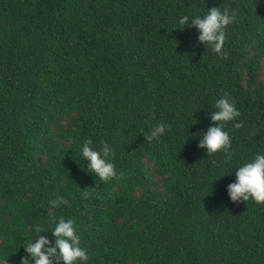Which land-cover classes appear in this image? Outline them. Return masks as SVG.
Listing matches in <instances>:
<instances>
[{
  "label": "trees",
  "instance_id": "trees-1",
  "mask_svg": "<svg viewBox=\"0 0 264 264\" xmlns=\"http://www.w3.org/2000/svg\"><path fill=\"white\" fill-rule=\"evenodd\" d=\"M223 3L237 19L217 56L178 21ZM225 94L231 163L198 147ZM86 140L115 150L120 178L85 172ZM257 152L264 0H0V264L52 215L76 221L88 264H264V205L227 194Z\"/></svg>",
  "mask_w": 264,
  "mask_h": 264
},
{
  "label": "clouds",
  "instance_id": "clouds-1",
  "mask_svg": "<svg viewBox=\"0 0 264 264\" xmlns=\"http://www.w3.org/2000/svg\"><path fill=\"white\" fill-rule=\"evenodd\" d=\"M236 19V13L223 3L222 6L205 10L203 15H184L180 17L178 23L184 28L191 21V26L198 32V43L210 48L217 56H223L226 55L223 51L226 29ZM214 108L215 110L208 114L212 125L206 132L199 134L198 147L206 149L209 158L223 154L225 161L231 163L232 139L229 132L225 131V127L229 122L235 121L240 112L227 94L216 100ZM241 126L239 123L235 124L237 128ZM168 132L167 125L158 123L150 128L147 139L149 142L158 141ZM115 155V150L107 142H102L100 148L96 149L92 146L91 140H86L80 148V156L83 161H87L85 172L92 174L101 182H109L122 176L112 162ZM234 168L237 169L235 181L227 186L230 201L237 203L251 200L257 205H264V153L257 152L249 160ZM67 203L63 197H58L50 202V206L55 209ZM34 231L37 235L30 238L23 247L27 255L22 258L21 264H30V261L32 264H88L89 255L86 248L81 246V236L74 219L52 215L50 230L38 225ZM49 232L52 235L51 240L47 235H39Z\"/></svg>",
  "mask_w": 264,
  "mask_h": 264
}]
</instances>
